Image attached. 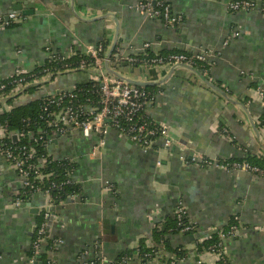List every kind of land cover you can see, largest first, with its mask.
Masks as SVG:
<instances>
[{
    "label": "crops",
    "instance_id": "0c3cea01",
    "mask_svg": "<svg viewBox=\"0 0 264 264\" xmlns=\"http://www.w3.org/2000/svg\"><path fill=\"white\" fill-rule=\"evenodd\" d=\"M137 1L0 0V17L8 16L17 3L33 10L27 15L11 12L20 17L0 26V79L44 64L50 51L70 54L105 42L108 52L117 35L112 56L117 48L125 58L138 56L145 43L154 55L210 52L207 78L230 96L225 98L188 68L178 67L170 74L167 66L118 61V73L151 82L144 87L157 89L146 114L168 127L172 143L166 145L160 136L151 148H142L112 129L93 155L99 135L84 136L80 129L70 128L58 137L50 153L76 163L72 178L83 191L52 204L48 241L62 242L55 250L47 242L42 251L56 264H88L94 259L96 264H114L127 250L141 244L153 247L154 228L168 223L182 203L197 227L187 234H166L171 249L187 250L180 264H199L196 244L227 226L234 214L242 227L238 236L224 239L230 263L264 264V176L197 163L203 157L242 158L246 151H264L263 133L250 123L251 117L256 124L264 109V95L258 92H264V13L230 12L227 4L232 0H168L183 17L181 24L169 27L141 14ZM89 80L86 71L59 74L13 104L72 90ZM11 107L1 105L0 113ZM4 135L0 128V138ZM22 189L19 173L0 157V264H29L40 208L49 203L48 196L37 193L15 206ZM32 208H38V214ZM98 241L100 258L94 250ZM204 259L212 261L211 256ZM159 262H144L135 252L126 264Z\"/></svg>",
    "mask_w": 264,
    "mask_h": 264
},
{
    "label": "built area",
    "instance_id": "2783aa9c",
    "mask_svg": "<svg viewBox=\"0 0 264 264\" xmlns=\"http://www.w3.org/2000/svg\"><path fill=\"white\" fill-rule=\"evenodd\" d=\"M227 8L230 12H237L241 10L259 9L264 13V0H232L228 2ZM136 9L149 18L160 19L164 24L169 27H176L182 22V15L173 11L172 6L168 0H138ZM20 17L19 13H10L8 16L0 17V26L7 25L12 21L17 20ZM238 32L235 33L237 35ZM228 41H226L227 43ZM150 47V43L144 44L143 52ZM49 50V47L47 48ZM77 52H81L85 56H89L92 61L87 63L86 60L81 61L80 67L85 66L86 72L90 74V80H93L98 85V101L95 103L88 98L86 103H78L77 93L72 90H61L46 96V101L43 105V112L40 116L47 126L51 128V131L45 130V127L38 128L37 131L30 132V137L35 142H39L46 138L48 148H50L53 139L56 136L66 134L70 128H78L81 130L84 136L90 134H97L100 136L98 144L94 147L92 154H97L100 151L101 146L104 145V136L114 129L122 135L129 138L134 144L142 148H151L154 141L158 137H164L165 144L172 143L168 127L165 124L158 123L152 119L148 122L144 120L146 114V107L148 104L155 100L156 95H152L150 91L146 90L143 86H137L129 83L125 79L116 77L115 75L106 71L104 62L107 54L105 44L99 43L97 46H87L81 51H73L70 54H64L69 57ZM56 51H50V54H55ZM210 52H202L199 54L188 53H171L168 55H154L151 57L140 58L139 56H127L126 58L118 53V48L115 51L114 62L111 66L116 70L118 61L127 60L130 64H149L152 66H167L169 68L180 65L182 63L193 66L196 61H207V54ZM30 71L17 69L12 80L15 86L13 91L15 93L21 92L26 84L32 82L45 81L34 77L31 81H26V74ZM53 80H48V83ZM45 84V85H46ZM44 85V86H45ZM6 88V83L0 84V90ZM261 96L264 92L258 91ZM45 97V96H44ZM7 103L6 101H0L1 105ZM151 118V117H150ZM5 130V135L0 138V157L6 159L16 169L22 178L23 187L28 189L30 195L43 193L49 197V203L40 208L41 220L35 225V236L32 242V255L29 260V264H39L40 253L45 243L49 240V225L50 221L54 218V212L52 210V195L51 188L59 187L65 183L75 182L72 178L74 172L69 174V179L65 183L59 185L55 182H51L49 185H45V180H49L52 172L44 171L45 165L48 163V157L46 155H38L34 146L23 144L15 145L12 143H6L4 138L8 133L6 127L1 126ZM24 134L16 132L13 137L18 139ZM158 136V137H157ZM264 136V132H263ZM232 138V137H231ZM233 140V138H232ZM57 159V158H52ZM65 159V158H62ZM66 159H70L66 157ZM71 160V159H70ZM73 161V160H71ZM74 162V161H73ZM201 166H221L226 169H241L250 172H254L260 176H264V171L257 166H253L248 162H233L229 166L220 158H207L203 157L197 162ZM109 188L116 192V187L112 184L108 185ZM21 192L16 196L14 200L15 206H20L25 200L21 197ZM77 195V194H76ZM74 196V195H72ZM71 197V196H70ZM178 224L181 225V231L186 232L195 229V222L189 218L187 222L184 221L188 216L186 207L179 203L176 207ZM40 214V213H39ZM237 233V227L231 226L226 232H221V238L232 237ZM56 245L61 243V239L52 240ZM52 246V245H51ZM52 248V247H50ZM101 242L98 241L94 245L97 257L100 258ZM197 251V250H196ZM198 252V251H197ZM87 253V250L85 251ZM199 264H218V261H224L225 248L220 249L219 245H211L204 253H199ZM206 256H211L212 261L207 263L204 259ZM158 256L155 259L159 262ZM170 264H180L184 258H178L173 254L170 256ZM131 259V258H130ZM129 260L126 261V263ZM53 260L48 258L47 264H53ZM162 264L161 262H159ZM88 264H96L95 259L91 260Z\"/></svg>",
    "mask_w": 264,
    "mask_h": 264
},
{
    "label": "trees",
    "instance_id": "16d2710c",
    "mask_svg": "<svg viewBox=\"0 0 264 264\" xmlns=\"http://www.w3.org/2000/svg\"><path fill=\"white\" fill-rule=\"evenodd\" d=\"M104 44L106 45L105 42ZM138 56L140 58H146V57L154 56V54L147 49L146 51L141 52ZM83 60H86L87 63L92 61V59L89 56H85L84 54H81V52H77L69 57L64 56V54L59 51L54 55L49 54L44 64L38 65L30 72L23 74V76L26 77V81H31V79H33L34 77H37L40 80H43L44 78L45 81L32 82L26 84L25 87L19 93H15L13 91L15 86L13 85L12 80L15 78V76L12 75L6 79H0V84L6 83V88L0 90V101L4 100L7 103H11L12 105L9 111L0 113V127L4 126L8 130V133L6 134L4 141L6 143H12L15 145H23V144L32 145L36 148L38 155H46L49 158L48 163L44 167V171L52 172V175L48 181L45 180L44 182L45 185H49L51 182L53 183L55 182L58 185L60 183H65L67 179H69V174L71 172H74V170L76 169V163L66 158L53 160L52 158H54V156L50 153L46 138H43V140H40L39 142H35L33 138L30 137L29 133L31 131L32 132L37 131L38 128L40 127H45V130L51 131V128L47 126L46 123L40 118L43 112L44 102L47 100L46 96L31 100L26 104L14 105L13 102L21 94L34 93L37 89L42 88L48 82V80H53L59 74L71 72L74 70L85 71L87 64H85V66L83 67H80L81 61ZM111 60L113 63L114 56H112ZM208 66L209 63L207 61H196L195 64L193 65L195 69L200 70L204 75H206V77H208L207 75ZM144 88L150 91L152 95H156L158 93L157 89H149L147 87ZM73 90L78 95V98L76 100L78 101V103H82V104L86 103L88 102V98L91 101H94L95 103H97L98 101V91H97L98 85L93 80H89L85 83H79L73 88ZM143 118L145 121L148 122L152 121V118H150L148 115H144ZM256 125L263 133L264 109L261 116L257 119ZM16 132L22 133L24 135L21 136V138L16 139L13 137V135ZM220 160H222L229 166H232L231 164L233 162L242 163L246 161L251 165L257 166L264 171V151L259 153H252L250 151H246L244 157L242 158H225V159L220 158ZM82 191H83L82 186L79 185L77 182H73V181L70 183L63 184L61 188L53 187L51 188L52 203H61L64 200H66L68 197L79 194ZM20 195L25 201L29 200L30 197L32 196L28 192V189L25 187H23ZM41 215L42 213L40 212V214L38 215L39 221L41 220ZM189 218L190 216L188 213V216L185 217L184 221L187 222ZM231 226L237 227V233L232 237L238 236L239 230L242 227V225L240 222V218L237 214H234L232 216V219L227 226L223 228H217L209 238L198 242L196 244L195 249L199 253H204L208 250V247H210L211 245L217 246L220 244V249L222 248L223 250L224 239L221 238L220 233L226 232ZM196 227L197 225L195 224V229ZM195 229L186 232L181 231V225L178 224L177 213L175 210L173 218L170 219L168 223H164L163 225H157L154 228L153 239L155 240L154 242L155 244L153 245V247L148 248L145 245L141 244V246L135 248L134 251H132L131 249L127 250L120 256V258L116 260V262H114V264H126V261L130 260V258L132 259L135 252L138 253L139 257L144 262H150L156 256H158L162 264H170L171 258L170 256H168V252L172 253L174 256L178 258H185L187 255V250L182 248L171 249L168 245L166 234L168 232H173V233L181 232L187 234L195 231ZM48 242L50 247H52V249L55 250L57 248V245L52 240ZM159 245L163 246V249L165 250L164 253L161 252L162 249L159 247ZM223 256H224V261L223 260L218 261V264H231L230 260L226 255V252ZM39 259H40L39 264H47L46 262L48 260V256L45 252L42 251V253H40ZM53 264H56V262L54 261Z\"/></svg>",
    "mask_w": 264,
    "mask_h": 264
},
{
    "label": "water",
    "instance_id": "95a60500",
    "mask_svg": "<svg viewBox=\"0 0 264 264\" xmlns=\"http://www.w3.org/2000/svg\"><path fill=\"white\" fill-rule=\"evenodd\" d=\"M23 6L20 4V3H17L16 5L13 6L11 12H19V13H22L24 15H27V14H30V13H33V10H28V9H23L22 8ZM10 12V13H11ZM106 17V16H105ZM114 19L116 20V18L114 17ZM117 36V35H116ZM116 36H115V40L113 42V44L110 46L107 54H106V58H105V62H104V65H105V68H106V71L108 73H111L113 75H115L116 77L118 78H121V79H125L126 81H128L129 83L131 84H134V85H137V86H147V85H151L152 83L151 82H145V81H139V80H133V79H130L120 73L117 72V70L113 69L112 66H111V58H112V54H113V51L115 49V46H116ZM178 67H184V68H188L194 72H196L198 74V76L201 78V80L207 84L209 87L217 90L218 92H220L221 94H223V96L225 98H229L230 99V96L224 91L222 90L221 88L217 87L212 81H210L205 75L201 74L198 70H196L193 66L191 65H188V64H180V65H176V66H173L170 68V74L174 72V70ZM169 68V67H168ZM164 81V80H162ZM161 81V82H162ZM161 82H158V83H161ZM232 102H235L237 104H239L240 102L238 101H234L232 100ZM243 105V104H242ZM244 107V106H243ZM245 108V107H244ZM246 110V109H245ZM250 123H251V126L252 128L259 134V131H258V128L254 122V120L250 117ZM61 135H57V138H54L53 139V142L52 144H55L57 143L58 141V137H60ZM262 141V140H261ZM263 142V141H262ZM51 144V146H52ZM264 148V146H263ZM32 211H34L35 214H38V211L39 209L38 208H32ZM106 225H105V228L107 229L108 227H110V225L108 224V221H105ZM112 228V227H111ZM48 234H49V230H48Z\"/></svg>",
    "mask_w": 264,
    "mask_h": 264
}]
</instances>
